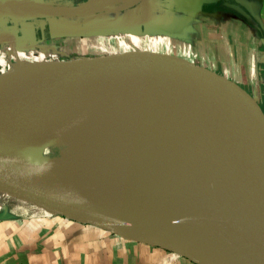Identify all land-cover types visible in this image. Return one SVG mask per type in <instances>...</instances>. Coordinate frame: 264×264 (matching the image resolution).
Wrapping results in <instances>:
<instances>
[{
  "label": "water",
  "instance_id": "1",
  "mask_svg": "<svg viewBox=\"0 0 264 264\" xmlns=\"http://www.w3.org/2000/svg\"><path fill=\"white\" fill-rule=\"evenodd\" d=\"M118 0L52 7L0 0L21 17H91ZM34 5V11L22 7ZM254 27L255 20L233 6ZM9 14H0V16ZM181 122L199 187L138 204L80 190L34 150L116 121L140 102ZM46 213L178 254L194 264H264V112L245 89L195 65L136 55L43 62L0 74V189Z\"/></svg>",
  "mask_w": 264,
  "mask_h": 264
},
{
  "label": "crops",
  "instance_id": "2",
  "mask_svg": "<svg viewBox=\"0 0 264 264\" xmlns=\"http://www.w3.org/2000/svg\"><path fill=\"white\" fill-rule=\"evenodd\" d=\"M40 1L52 7L90 2ZM233 6L246 11L258 27ZM263 37L264 0H137L124 10L84 18L0 17V56H16L10 63L0 57V74L43 62L96 60L106 55L159 57L223 76L260 103ZM0 264L194 263L41 209L15 211L0 206Z\"/></svg>",
  "mask_w": 264,
  "mask_h": 264
},
{
  "label": "bare ground",
  "instance_id": "3",
  "mask_svg": "<svg viewBox=\"0 0 264 264\" xmlns=\"http://www.w3.org/2000/svg\"><path fill=\"white\" fill-rule=\"evenodd\" d=\"M154 106L166 112L158 98L145 100L114 122L64 139L55 144L66 147L62 163L47 164L80 190L110 199L146 204L186 198L199 182L184 128L171 113L156 114Z\"/></svg>",
  "mask_w": 264,
  "mask_h": 264
},
{
  "label": "rangeland",
  "instance_id": "4",
  "mask_svg": "<svg viewBox=\"0 0 264 264\" xmlns=\"http://www.w3.org/2000/svg\"><path fill=\"white\" fill-rule=\"evenodd\" d=\"M98 0H90L89 3L83 6H88L89 4L95 3ZM137 0H118L117 2L112 3L111 6H115V9L124 10L125 8H128L132 4H134ZM17 14H9L0 16L1 18H11V17H18ZM21 17V16H19ZM264 97H262L259 101H263ZM260 104V103H259ZM264 111V110H263ZM66 151V147L63 146H45V147H39L34 150V152L40 156L44 161L48 163H62V156L63 152ZM54 153V154H53ZM53 156V157H52ZM54 160V162H53ZM5 190V191H4ZM4 191V192H3ZM9 192V193H8ZM0 206H7L9 209L13 208L15 211H20L22 208H34L30 205H28L26 202H23L22 199H25L24 196H22L17 191H14L12 189H0ZM27 200V198L25 199Z\"/></svg>",
  "mask_w": 264,
  "mask_h": 264
},
{
  "label": "built area",
  "instance_id": "5",
  "mask_svg": "<svg viewBox=\"0 0 264 264\" xmlns=\"http://www.w3.org/2000/svg\"><path fill=\"white\" fill-rule=\"evenodd\" d=\"M0 57H1V56H0ZM2 57H3V58H2ZM2 57H1V59H4L5 61H7V62L10 63V62H13V61L15 60L14 57H16V56L11 57L12 59H11L10 57H7V58H5L4 56H2ZM51 58L58 59V57H57L56 55L53 56V54H52ZM1 59H0V60H1Z\"/></svg>",
  "mask_w": 264,
  "mask_h": 264
},
{
  "label": "trees",
  "instance_id": "6",
  "mask_svg": "<svg viewBox=\"0 0 264 264\" xmlns=\"http://www.w3.org/2000/svg\"><path fill=\"white\" fill-rule=\"evenodd\" d=\"M258 30L260 32H263L261 28H258ZM263 41H264V37H263ZM262 76L264 77V70H262ZM260 106H261L262 110H264V99H263V101L260 102Z\"/></svg>",
  "mask_w": 264,
  "mask_h": 264
}]
</instances>
